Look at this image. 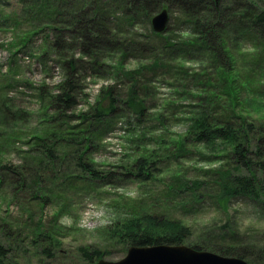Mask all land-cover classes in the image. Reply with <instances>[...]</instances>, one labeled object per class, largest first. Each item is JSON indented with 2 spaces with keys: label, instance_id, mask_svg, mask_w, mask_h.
I'll use <instances>...</instances> for the list:
<instances>
[{
  "label": "trees",
  "instance_id": "1",
  "mask_svg": "<svg viewBox=\"0 0 264 264\" xmlns=\"http://www.w3.org/2000/svg\"><path fill=\"white\" fill-rule=\"evenodd\" d=\"M18 3L19 12L4 17V22L14 30L26 22L24 42L40 30H49L50 37H44L43 45L61 59L59 64L64 74L54 92L41 99L43 112L36 117L40 125L33 130L28 126L31 116L15 108L10 98L0 95V202L6 206L5 213L15 203L31 215L32 209H36L31 203L41 207L51 198L59 199L57 195L73 193L69 187L72 181L86 179L91 184L113 188L128 182L144 186L164 173L170 176L164 180L166 190L160 203H175L183 194L189 196L190 202L199 204L213 190L216 204L223 210L234 198L264 205V0H220L219 3L214 0H18ZM163 8L170 14L169 24L164 33L156 34L150 28V21L153 13ZM139 17L145 20L143 29L150 34L145 41L155 49L149 44L150 55L142 59L147 64L125 73L123 65L128 47L124 42L132 43V40H121L119 35L124 30L121 32L119 27L133 25ZM64 25V30L57 29ZM172 33L178 36L171 37ZM60 48L64 52H56ZM75 53L88 64L75 59ZM109 70L114 81L119 75L131 79L143 71V75L154 76L161 72L158 76L166 78L169 98L155 108L160 114L156 122L164 127V117L170 115L183 127V133L171 137L169 142L161 137L156 140L165 152L174 150L175 164L167 171L159 170L160 156L152 153L137 158L126 168V173L119 171L121 167L98 171L93 161L86 160L97 141L103 138L102 132L92 130V122L101 123L116 109L113 87L102 91L91 116L80 115L83 122L92 123L87 130L72 132L64 126L66 122L60 121L70 120L67 114L77 106L79 78L85 79L87 72L89 77H100L98 73ZM79 73L82 77H78ZM139 84L140 81L131 84L126 105L140 117L144 105L136 97ZM143 91L148 92L145 88ZM83 144L84 150L76 148ZM198 151L201 162L211 167L200 181L186 180L178 159L190 162ZM15 154L19 156L18 162L7 160ZM70 166L78 174L67 179ZM62 214L61 209L58 216ZM123 214L124 218L114 220L104 233L110 244L119 245L124 252L133 246L187 245L196 251H212L248 264H263L249 248L204 241L205 238L195 234L196 226L158 214L153 202H132ZM33 218L28 216L29 221ZM7 220L0 218L3 235L0 264H4L12 246L4 248L5 241L12 243L9 235L14 233L5 227ZM25 224H15V230L18 232ZM43 226L41 220L31 224V239L33 243L47 242L41 253L50 257V248L59 243ZM221 233L234 237L229 229ZM78 254L87 264H96L106 255L104 249L96 246L80 247Z\"/></svg>",
  "mask_w": 264,
  "mask_h": 264
},
{
  "label": "rangeland",
  "instance_id": "2",
  "mask_svg": "<svg viewBox=\"0 0 264 264\" xmlns=\"http://www.w3.org/2000/svg\"><path fill=\"white\" fill-rule=\"evenodd\" d=\"M19 10L18 0H0V95L10 98L15 108L31 116L28 119V126L30 130H33L40 125L36 117L43 112L41 111L43 104L41 99L54 92L55 86L63 79L64 69L60 66L61 59L56 53L51 52V49H45L43 45L44 37H50L49 30H40L29 41L24 42L22 34L28 29L27 23L24 22L19 29L14 30L9 27V23L4 22V17L12 16ZM162 10L167 9H159L153 13L152 18ZM144 24L145 20L139 17L133 25L123 24L119 27L120 31L124 30L119 38L132 40V43L128 40V43L123 41L128 47L123 65L125 73L129 70L134 71L141 64H147L142 59L150 55L148 49L150 43L145 41L150 34L149 31L143 29ZM65 28L66 26L57 29L64 30ZM150 28L152 30L151 25ZM65 32L63 31L64 34ZM172 36L178 35L172 33ZM150 46L155 49L152 43ZM60 49L56 52H64V49ZM44 50L47 53L46 56H43ZM77 52H80L79 48ZM75 54V59H81L82 63L88 64V61L82 59L77 53ZM144 72L131 79L119 75L115 81L110 70L103 74L98 73L100 77H89V72H87L85 79L80 80L79 78L77 81V106L67 114L71 116L70 120L60 121L66 122L64 126L71 128L72 132L79 129L87 130L93 123L92 130L103 133V138L97 141L95 147L86 156V160L93 161L98 171H110L112 168L121 167L119 171L126 173V168L131 166L137 158L151 153L160 156L159 170L167 171L171 164H175L172 157L174 150L165 152L156 144L159 137L169 142L171 137L183 133V127L175 123L170 115L164 117L166 120L164 127H160L156 122L160 114L155 108L162 102L166 103L170 88L164 83L166 78L159 77L161 72L156 76L143 75ZM78 77H82V73H79ZM134 81H140L136 95L137 100L142 101L144 105V114L140 117L126 105L128 90ZM109 87L114 88V99L117 101L114 113L99 124L91 123V121L83 122L80 115L90 113L91 116L96 103L101 98L102 91L105 92ZM144 88L148 92L143 91ZM176 102L180 103L177 100ZM20 147L17 146V148ZM76 148L84 150L85 145L76 146ZM18 157L17 154L11 155L7 160L15 163L18 162ZM178 163L184 168L183 172L186 174L184 179L189 181H200L201 176L205 175L204 172L211 167L201 162V151L194 153L192 161L188 162L185 158H179ZM77 174L73 166L66 171L67 179ZM169 176L164 173L157 176L152 183L144 186L128 182L114 188L102 187L96 183L91 184L85 181L86 179L72 181L73 184L69 187L74 190L73 193L70 192L68 196L57 195L59 199L51 198L46 205L41 207L39 204L31 203V206H36L34 207L36 209H32L31 215L26 212L25 207L15 203H11L8 213H5L6 206L0 202V218H7L8 222L5 227L14 230L12 231L14 233L9 235L12 243L11 241L4 243L5 250L12 244L11 250L4 258V264H87L79 256L78 249L95 246L105 250L104 261L117 262L123 259L127 252H124L119 245L110 244L105 239L104 231L117 218H124L123 213L132 202L141 200L153 202L158 214L190 222L193 227L196 226L195 234L205 238L204 241L213 240L220 245L249 248L253 255L264 264V205L242 198H234L229 200L226 210H223L216 204V192L213 190L210 191V197L199 204L190 202L189 196L183 194L181 199L175 203L169 204L165 201L160 203L162 194L166 190L164 180ZM61 209L63 214L58 216ZM28 216L34 217L33 220L29 221ZM39 220L42 221L43 228L50 231L59 243V246L53 245L50 248L52 254L50 257L41 253L47 242L33 243L31 239V224L34 222L36 224ZM19 222L26 224L17 232L14 225ZM228 229L234 233V237L229 234L227 237L221 233ZM224 238L226 239L222 242ZM1 240H3V235L0 231V242Z\"/></svg>",
  "mask_w": 264,
  "mask_h": 264
},
{
  "label": "water",
  "instance_id": "3",
  "mask_svg": "<svg viewBox=\"0 0 264 264\" xmlns=\"http://www.w3.org/2000/svg\"><path fill=\"white\" fill-rule=\"evenodd\" d=\"M219 3L220 0H214ZM169 13L162 10L151 19L152 30L156 34L166 31ZM96 264H248L242 259L222 257L210 252L196 251L190 247L152 246L130 247L125 257L117 262L100 260Z\"/></svg>",
  "mask_w": 264,
  "mask_h": 264
}]
</instances>
